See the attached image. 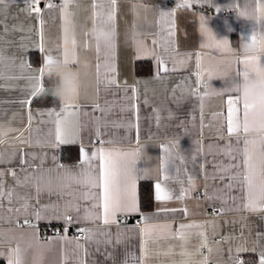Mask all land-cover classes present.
<instances>
[{
    "label": "crops",
    "instance_id": "1",
    "mask_svg": "<svg viewBox=\"0 0 264 264\" xmlns=\"http://www.w3.org/2000/svg\"><path fill=\"white\" fill-rule=\"evenodd\" d=\"M33 2L0 7V171L17 173L2 178L0 250L19 248L11 254L22 264H233L237 246L264 243V206L248 207L243 138L228 132L230 107L239 109L233 119L243 120L236 87L245 56L264 64V48L244 51L246 37L264 39V0H70L69 24L65 0H40V15L29 14ZM97 32L114 37L110 50H96ZM220 41L227 47H216ZM65 49L68 67L54 64L34 82L46 53L62 60ZM68 94L78 99L66 113ZM238 95L240 104L229 105ZM58 119L74 142L56 140ZM250 127L256 155L264 123ZM63 149H78V159L63 160ZM101 149L135 160L139 210L118 211L108 224L99 190L90 187ZM25 176L42 177L39 193L35 179L20 183ZM142 182L152 186L148 209L141 208ZM157 182L171 199L155 200ZM199 188L205 193L195 197ZM213 205L218 214L209 211ZM57 224L60 232L43 231ZM240 255L245 264L257 260L255 252Z\"/></svg>",
    "mask_w": 264,
    "mask_h": 264
},
{
    "label": "snow or ice",
    "instance_id": "2",
    "mask_svg": "<svg viewBox=\"0 0 264 264\" xmlns=\"http://www.w3.org/2000/svg\"><path fill=\"white\" fill-rule=\"evenodd\" d=\"M70 0H65L62 8L65 14V23H70V13L69 9ZM115 0H113V3ZM9 4V0H0V7L7 8ZM40 0H34L33 3L29 5V14L36 13L37 15L41 14V8L39 7ZM48 8H53L54 5L49 3L47 5ZM104 28H111L112 25L107 21L102 22ZM100 27V25H96ZM7 30V29H5ZM68 29H65L67 33ZM87 35V34H86ZM246 39H250V43H247L244 47L245 53H247L250 49L254 48H264V39H260L258 35L253 34ZM95 47L97 51L103 48L105 50H110L114 37H110L107 35H101L99 32L95 35ZM72 44L75 47L76 40L73 38ZM216 47H227V41L217 42ZM39 50L45 52V48L43 43L40 44ZM68 52L65 49L64 58L62 60L57 59L54 60L51 55L46 53V58L44 59V67L38 70V75L33 76L32 80L34 82H38L40 78L43 76L45 70H50L51 66L54 64H59L62 67H68L67 60ZM0 62H3V53L0 51ZM245 63L246 68L243 73V85L237 86L236 91L238 93H242L243 97V120L241 121L240 116L237 115L235 119H233V113H239L238 108H229V119H228V132L230 134H237L238 137L242 136V143L244 145V160L243 164L247 168V175L245 176V180L247 181V189H248V207L251 210H256L258 206H264V138L261 140V149L258 154L253 155L256 152V141L250 139V133L254 132V129L250 127V124L253 122H261L264 123V64L261 63L260 59L255 55H246L243 61ZM251 64V72L248 71V65ZM167 69H165L166 71ZM210 75V74H209ZM259 82V83H258ZM73 87L72 81L70 80L66 84V89L70 93L71 88ZM43 87L33 91L32 96L35 97L37 92H43ZM73 98L78 99V95L76 97H72L70 94L66 95L62 98L64 102L63 111L67 113L68 109L74 107V105L70 102ZM241 101V96H237L235 98H229V105L236 104L239 105ZM31 101H26V103H30ZM55 114L57 116L60 113L50 112L49 114ZM71 115V113H69ZM57 135L56 140L60 144L72 143L73 138L70 133L64 130V122L62 120H57ZM2 142V141H0ZM176 142H173V146H175ZM251 146V148H250ZM164 151L166 153L169 152V148L167 146L164 147ZM139 152L132 154V156L138 155ZM94 156L96 154H93ZM85 161L88 160L89 154L87 152L83 153ZM99 160L100 163L97 168L95 178H90V187H95L98 189L97 198L102 200L103 206V221L105 224L109 223V216H115L118 211H138V202L135 195V178H134V165L135 160L133 158H122L119 154L115 152H105L103 149L99 151ZM10 174L13 177L17 176L15 171H11L9 173H5L0 171V197L4 195L3 192V184L2 178L6 175ZM254 177L256 179H254ZM35 179L37 181L36 191L39 193V181L42 177H28L25 176L24 180L20 181L21 184L31 182V180ZM167 179V176H165ZM11 196V193L8 194ZM171 195L165 191L160 182L155 184V200L163 201L171 199ZM259 202V204H258ZM11 210V209H10ZM261 210H264V207H261ZM37 216L39 214L37 213ZM66 220L71 221L72 217L70 215L65 216ZM148 219V217H145ZM115 222V221H113ZM25 223H29V221H25ZM185 226L180 225V228L183 229ZM191 227V225H189ZM145 235L150 236L148 230H145ZM180 239L187 243L186 238L183 234H179ZM201 236L203 234H200ZM2 239V238H0ZM118 242V238H117ZM147 244V240L145 241ZM183 248V245L181 246ZM200 248H206V238L205 242L199 245ZM19 248L14 250H10L8 253H5L3 250H0V256H6L7 264H22L21 259L18 256L13 257L12 252H18ZM147 252L148 249L145 248ZM245 252H255L257 254L256 261H250L249 264H264V243L259 245H246L241 244L237 246L235 259L233 264H245L244 260L241 257V253ZM183 254V253H182ZM167 255V253H165ZM231 250H230V259H231ZM115 264V262H114ZM124 264H127V261H124Z\"/></svg>",
    "mask_w": 264,
    "mask_h": 264
},
{
    "label": "trees",
    "instance_id": "3",
    "mask_svg": "<svg viewBox=\"0 0 264 264\" xmlns=\"http://www.w3.org/2000/svg\"><path fill=\"white\" fill-rule=\"evenodd\" d=\"M41 104H50V103H56V101H46L41 100ZM79 157V151L78 149H73L72 151L63 149L62 151V159L63 160H77ZM139 195H140V202H141V208L142 209H148L152 206L153 201V192H152V186L150 183L142 182L139 186Z\"/></svg>",
    "mask_w": 264,
    "mask_h": 264
},
{
    "label": "built area",
    "instance_id": "4",
    "mask_svg": "<svg viewBox=\"0 0 264 264\" xmlns=\"http://www.w3.org/2000/svg\"><path fill=\"white\" fill-rule=\"evenodd\" d=\"M205 88V84H202L200 87H199V92L200 91H203ZM205 193V189L204 188H199V189H196L193 191V195L195 197H202ZM209 211L212 213V214H218L219 211H220V208L218 205H213L212 207H210ZM126 216H122L121 217V220L122 221H125L126 220ZM29 223H26V224H31L32 221L28 220ZM62 230V226L61 225H48V226H44L43 227V231L45 233H50V234H55V233H58ZM75 236L78 238V239H84L86 234L84 231H77L75 233ZM216 241H221L222 240V237H216L215 238Z\"/></svg>",
    "mask_w": 264,
    "mask_h": 264
}]
</instances>
